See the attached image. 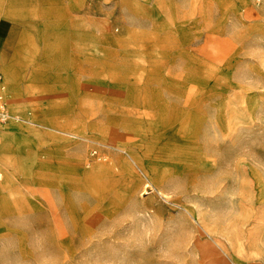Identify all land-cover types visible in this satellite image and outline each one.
Instances as JSON below:
<instances>
[{"label":"rangeland","instance_id":"obj_1","mask_svg":"<svg viewBox=\"0 0 264 264\" xmlns=\"http://www.w3.org/2000/svg\"><path fill=\"white\" fill-rule=\"evenodd\" d=\"M0 70V264H264V0H0Z\"/></svg>","mask_w":264,"mask_h":264},{"label":"built area","instance_id":"obj_2","mask_svg":"<svg viewBox=\"0 0 264 264\" xmlns=\"http://www.w3.org/2000/svg\"><path fill=\"white\" fill-rule=\"evenodd\" d=\"M3 74L0 70V85H1V89L4 88V84H3ZM15 116H13L10 112H9V108L7 105V100L4 97L3 93L0 94V127H4L8 121H10L12 118H14Z\"/></svg>","mask_w":264,"mask_h":264},{"label":"bare ground","instance_id":"obj_3","mask_svg":"<svg viewBox=\"0 0 264 264\" xmlns=\"http://www.w3.org/2000/svg\"><path fill=\"white\" fill-rule=\"evenodd\" d=\"M9 19V18H8ZM30 22V21H29ZM28 24V23H27ZM30 24H31V22H30ZM25 25V24H24ZM29 28V27H28ZM187 121V120H186ZM162 125V124H161ZM163 126H165V125H163ZM156 127V126H155ZM8 144V143H7ZM2 147V146H1ZM3 149V148H2ZM1 149V150H2ZM4 151V150H3ZM5 151H6V149H5ZM2 175V171L0 170V176Z\"/></svg>","mask_w":264,"mask_h":264}]
</instances>
